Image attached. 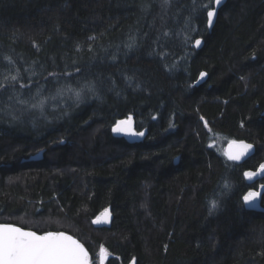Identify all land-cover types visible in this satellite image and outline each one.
Wrapping results in <instances>:
<instances>
[{
  "label": "trees",
  "instance_id": "trees-1",
  "mask_svg": "<svg viewBox=\"0 0 264 264\" xmlns=\"http://www.w3.org/2000/svg\"><path fill=\"white\" fill-rule=\"evenodd\" d=\"M213 8L0 0V223L66 232L90 264H264V213L242 203L264 161V0H226L209 29ZM129 115L134 144L111 133ZM232 140L254 154L229 160Z\"/></svg>",
  "mask_w": 264,
  "mask_h": 264
},
{
  "label": "snow or ice",
  "instance_id": "snow-or-ice-1",
  "mask_svg": "<svg viewBox=\"0 0 264 264\" xmlns=\"http://www.w3.org/2000/svg\"><path fill=\"white\" fill-rule=\"evenodd\" d=\"M168 2L169 0H164L165 5ZM214 3L219 6L221 0H214ZM215 15V10L207 11V23L209 27L213 26ZM200 43V40L195 41L196 46H199ZM204 75V73H201V77ZM7 79L9 78L5 77V80ZM10 79L16 81L17 77L13 75ZM4 87L5 84L0 82V89ZM21 87L23 88L25 85L21 84ZM68 91H72V89L69 88ZM74 94L77 99L81 96L80 91H76ZM18 102L25 103L24 101ZM43 105L44 100L41 99L37 103L32 104V107L42 108ZM112 130L113 132L123 131L118 126ZM139 135H143V133H139ZM232 143L235 144L236 142L233 141ZM251 148V144L240 142V151L236 154L232 152L227 153L228 158L230 160L239 159L240 156L244 155ZM260 171L264 172V164L260 165ZM244 175L251 179L255 173L245 172ZM261 188H264V185H261ZM259 196L260 193L249 191L243 196V201L245 205L251 207ZM217 207V202L215 200L211 201L210 213ZM101 251H104L103 248ZM0 264H88V256L80 244L72 240L71 237L64 236L63 233H47L43 236H37L34 232H25L18 227L0 224Z\"/></svg>",
  "mask_w": 264,
  "mask_h": 264
},
{
  "label": "water",
  "instance_id": "water-1",
  "mask_svg": "<svg viewBox=\"0 0 264 264\" xmlns=\"http://www.w3.org/2000/svg\"><path fill=\"white\" fill-rule=\"evenodd\" d=\"M226 2V0H221V4L219 6H217L215 4V7L214 9L212 10H215V13L217 14V11H218V8L221 7L224 3ZM215 18H216V15L214 16L213 18V23L215 21ZM210 28V27H209ZM202 44L200 43L199 46H196L195 43L193 44V47L195 50H199L201 48ZM204 77H201V80L203 79ZM120 127L121 129H123V131H119V132H113V128L114 127ZM111 129V133L114 137H123L128 143L130 144H134V143H138L140 141H142L145 137V131H142L140 133H143V135H139V133H136L135 129H134V117L133 115H129L127 118H122V119H119L112 127ZM235 141L236 143L233 144L232 142ZM240 142H243L245 144H250V143H247V142H244V141H238V140H232V141H229L226 145H225V148H224V153L226 155V157L228 158V155L227 153L229 152H232L233 154H236L237 152L240 151ZM252 145V144H251ZM254 146L252 145V148L251 149H248L247 152L240 156L239 159H234V160H231L233 162H236V163H242L244 162L245 160H247L248 158H250L253 154H254ZM229 159V158H228ZM230 160V159H229ZM261 164H264V161H262L255 170H250V171H246V172H253L255 173V175L250 179L248 177H245L244 175V178H245V181L247 184H252L258 180H262L264 179V172H261L260 171V165ZM261 185H264L263 184H260L258 185L257 189L254 190V189H249L245 194H247L249 191H255L257 193H260V196L253 202V205L251 207L245 205L244 201H243V197H242V203H243V206L247 209V210H251V211H255V212H261V213H264V207L261 206V198L262 196L264 195V188H261ZM244 194V195H245ZM107 210V211H105ZM112 220H113V214H112V211H111V208L110 207H105L104 209H102L100 212H98L96 214V216L93 218L92 220V225L96 228H109L111 226V223H112ZM95 221V222H94ZM0 224H7V225H11L13 227H18L20 228L22 231H25V232H30V231H27L21 227H19L18 225H15V224H10V223H0ZM37 236H43L47 233H63L64 236H67V237H71L72 240L76 241L78 244H80L85 252H86V249L85 247L83 246V244L74 236L66 233V232H63V231H48V232H44V233H36L34 232ZM87 253V252H86ZM109 258V256L104 253V251L102 252L100 250V253H99V264H105L106 260ZM88 264H90L88 262ZM129 264H135V261L132 260L129 262Z\"/></svg>",
  "mask_w": 264,
  "mask_h": 264
},
{
  "label": "flooded vegetation",
  "instance_id": "flooded-vegetation-1",
  "mask_svg": "<svg viewBox=\"0 0 264 264\" xmlns=\"http://www.w3.org/2000/svg\"><path fill=\"white\" fill-rule=\"evenodd\" d=\"M136 132H137V131H136ZM263 183H264V179H262V180H258V181L254 182V183H252V184H248V185H254V184H256L255 187H251V188H249V189H254V190H256L257 187H258V185L263 184ZM249 189H248V190H249ZM128 264H129V263H128Z\"/></svg>",
  "mask_w": 264,
  "mask_h": 264
},
{
  "label": "bare ground",
  "instance_id": "bare-ground-1",
  "mask_svg": "<svg viewBox=\"0 0 264 264\" xmlns=\"http://www.w3.org/2000/svg\"><path fill=\"white\" fill-rule=\"evenodd\" d=\"M222 6H223V5H222ZM222 6H221V7H222ZM214 7H215V3H214ZM219 8H220V7H219ZM219 8H218V10H219ZM213 9H214V8H213ZM216 16H217V14H216ZM215 20H216V18H215ZM214 22H215V21H214ZM213 25H214V23H213ZM208 28H209V26H208ZM210 28H211V27H210ZM210 28H209V29H210ZM196 40H200V41H201V44H202V39L197 38V39H195V41H196ZM195 41H194V43H195ZM194 43H193V44H194ZM203 77H205V75H204ZM203 79H204V78H203ZM203 79H202V80H203ZM200 80H201V77H200ZM141 132H142V131H141ZM136 133H140V132H136ZM145 133H146V132H145ZM247 191H248V190H247ZM247 191H246V192H247ZM246 192H245V193H246ZM245 193H244V194H245ZM243 196H244V195H243ZM243 196H242V197H243ZM261 206H262V205H261ZM262 207H263V206H262ZM244 208H245V207H244ZM245 209H246V208H245ZM246 210H247V209H246ZM249 211H251V210H249Z\"/></svg>",
  "mask_w": 264,
  "mask_h": 264
},
{
  "label": "rangeland",
  "instance_id": "rangeland-1",
  "mask_svg": "<svg viewBox=\"0 0 264 264\" xmlns=\"http://www.w3.org/2000/svg\"><path fill=\"white\" fill-rule=\"evenodd\" d=\"M216 136H217V134H216ZM217 141H218L217 137H214L212 140V146L213 147L217 145ZM224 148H225V146L223 147V149H221V152H224Z\"/></svg>",
  "mask_w": 264,
  "mask_h": 264
}]
</instances>
